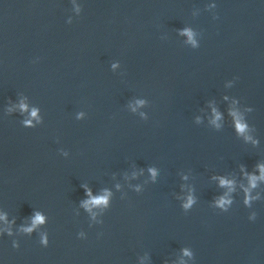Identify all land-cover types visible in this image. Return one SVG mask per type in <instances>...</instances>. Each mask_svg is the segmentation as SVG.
<instances>
[{
	"label": "water",
	"instance_id": "1",
	"mask_svg": "<svg viewBox=\"0 0 264 264\" xmlns=\"http://www.w3.org/2000/svg\"><path fill=\"white\" fill-rule=\"evenodd\" d=\"M258 163L262 0H0V264H264V184L251 206L240 187Z\"/></svg>",
	"mask_w": 264,
	"mask_h": 264
},
{
	"label": "clouds",
	"instance_id": "2",
	"mask_svg": "<svg viewBox=\"0 0 264 264\" xmlns=\"http://www.w3.org/2000/svg\"><path fill=\"white\" fill-rule=\"evenodd\" d=\"M262 2H264V0H262ZM77 12H79V9H77ZM180 31H181V34L186 35L188 37L189 42H192L193 45L195 46V42L193 40L192 32L187 28L181 29ZM225 99H227V97H225ZM233 104H235V102H233ZM14 107L16 109H18L21 113H28L29 114L30 118L25 121V126L32 127L33 126L32 122H31L32 120H37V122H39L38 109L30 108L25 100L22 99L19 102V104L14 106ZM8 111H10V112L13 111V108H9ZM133 111H135V109H133ZM229 115H231L233 118V124H234V128H235L236 133L238 135L242 136L246 142H251L253 144H257L258 141L253 140V138L251 136L247 135L248 125L245 123L243 115L238 110H236L235 108H233V110H231L229 112ZM212 117L213 118L211 120V123L215 127L219 128L220 127L219 121L222 119V116L220 113H218L216 111V109L214 107L212 108ZM240 171H241L242 179L247 181L246 186L244 184L240 185L241 190L244 193L243 203L245 206H251L252 202L259 198L258 195L257 196L252 195L253 190H255L259 184H264V163H258L255 166L254 171H252V172H248L244 168H241ZM148 172L153 177L156 175L155 169H153V168H149ZM214 179H216L218 181V186L220 188L228 189V191L224 195L218 197L216 199V201L214 202V206L216 208H219L221 211L226 212L232 204V200L230 199V193H232L235 189V181L232 179H228L226 177H214ZM85 192H86L88 199L83 201L81 206L86 211H88L89 213H92L93 209H104V208H107L109 206L110 193L106 192L102 196H93L90 190L85 189ZM194 202L195 201H194L193 197L191 195H189L186 198V202H184L182 204V207L185 210H188L189 208L192 207ZM253 219H254V217H253ZM45 221H46V218L43 216L42 213H39V212L34 213L32 219H31V226L25 227V228L21 229V231L31 234L39 226L43 225L45 223ZM0 222L7 224V216L4 214H0ZM8 235H12L11 231H8ZM41 243L44 247L48 246V241L46 238L43 239L41 241ZM13 247L18 248V245L16 243H14ZM183 256L191 258V252L189 250L185 249V250H183ZM180 264H184V261L181 260Z\"/></svg>",
	"mask_w": 264,
	"mask_h": 264
}]
</instances>
